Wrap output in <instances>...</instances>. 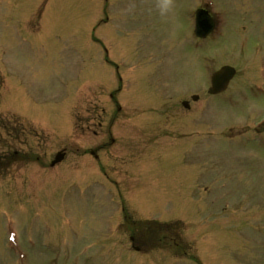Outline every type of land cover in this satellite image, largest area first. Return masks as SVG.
I'll list each match as a JSON object with an SVG mask.
<instances>
[{"label": "rangeland", "instance_id": "obj_1", "mask_svg": "<svg viewBox=\"0 0 264 264\" xmlns=\"http://www.w3.org/2000/svg\"><path fill=\"white\" fill-rule=\"evenodd\" d=\"M202 2L221 34L194 47ZM158 3L0 0V264H264V0ZM222 64L237 74L210 98ZM171 107L195 124L183 140ZM138 110L160 120L142 151L150 127L121 114Z\"/></svg>", "mask_w": 264, "mask_h": 264}, {"label": "water", "instance_id": "obj_2", "mask_svg": "<svg viewBox=\"0 0 264 264\" xmlns=\"http://www.w3.org/2000/svg\"><path fill=\"white\" fill-rule=\"evenodd\" d=\"M201 15V16H200ZM200 23H205L203 27H200L197 29L198 32H204L207 33L209 29V25L207 24V19H205L204 14H200ZM233 71L230 68H222L219 72L216 73V83L214 84L213 88L210 90V92H217L219 90H222L228 79L232 76Z\"/></svg>", "mask_w": 264, "mask_h": 264}, {"label": "clouds", "instance_id": "obj_3", "mask_svg": "<svg viewBox=\"0 0 264 264\" xmlns=\"http://www.w3.org/2000/svg\"><path fill=\"white\" fill-rule=\"evenodd\" d=\"M158 7L163 14L164 12L170 10L171 8V0H159Z\"/></svg>", "mask_w": 264, "mask_h": 264}]
</instances>
